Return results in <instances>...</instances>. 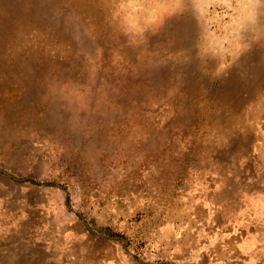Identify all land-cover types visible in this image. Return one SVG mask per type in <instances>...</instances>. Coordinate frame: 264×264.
Returning <instances> with one entry per match:
<instances>
[{"label":"rangeland","instance_id":"obj_1","mask_svg":"<svg viewBox=\"0 0 264 264\" xmlns=\"http://www.w3.org/2000/svg\"><path fill=\"white\" fill-rule=\"evenodd\" d=\"M0 264H264V0H0Z\"/></svg>","mask_w":264,"mask_h":264}]
</instances>
